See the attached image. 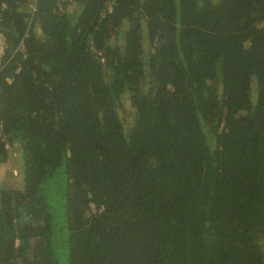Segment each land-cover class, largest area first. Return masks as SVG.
<instances>
[{"label":"trees","instance_id":"16d2710c","mask_svg":"<svg viewBox=\"0 0 264 264\" xmlns=\"http://www.w3.org/2000/svg\"><path fill=\"white\" fill-rule=\"evenodd\" d=\"M0 36V264H264V0H0Z\"/></svg>","mask_w":264,"mask_h":264},{"label":"rangeland","instance_id":"374dc122","mask_svg":"<svg viewBox=\"0 0 264 264\" xmlns=\"http://www.w3.org/2000/svg\"><path fill=\"white\" fill-rule=\"evenodd\" d=\"M73 7L69 6L68 11H74L72 9ZM114 43L117 44L115 41ZM144 44V54L142 56L143 61L148 58V55L151 50V46L149 45L146 37L143 40ZM2 48L3 46H0V57L2 53ZM148 87V86H147ZM123 103H124V109L120 111V117L123 120V125L125 130H127L132 122V116H131V110L129 109V105L127 102L128 95L124 94L123 95ZM255 98V87L252 90V97L251 99L254 101ZM19 154L15 153L14 151L9 152L7 158L5 161L0 162V187H11V188H22L21 182H22V177H21V162L19 160Z\"/></svg>","mask_w":264,"mask_h":264},{"label":"crops","instance_id":"0c3cea01","mask_svg":"<svg viewBox=\"0 0 264 264\" xmlns=\"http://www.w3.org/2000/svg\"><path fill=\"white\" fill-rule=\"evenodd\" d=\"M3 44H4V40H3L2 36H0V46L1 45L3 46Z\"/></svg>","mask_w":264,"mask_h":264}]
</instances>
